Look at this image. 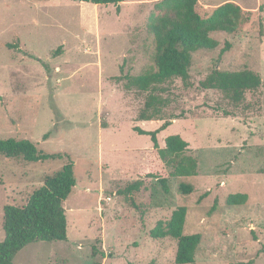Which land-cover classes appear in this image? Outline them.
<instances>
[{"label": "rangeland", "instance_id": "obj_1", "mask_svg": "<svg viewBox=\"0 0 264 264\" xmlns=\"http://www.w3.org/2000/svg\"><path fill=\"white\" fill-rule=\"evenodd\" d=\"M157 1L118 7L0 0V137L69 153L77 178L65 200L68 239L30 243L16 264H172L177 240L150 231L179 206L188 209L185 233L202 235L197 264H264V0H199L203 15L233 1L251 19L233 33H212L216 48L192 52L188 84L172 78L162 90L141 91L127 85L156 69L148 26ZM214 69H251L262 85L234 102L201 87ZM152 93L165 104L157 117L141 120ZM166 120L172 124L158 133L160 146L180 134L198 160L196 175L169 176V193L144 173L153 142L135 130H155ZM65 162L0 156V240L4 206L25 204ZM136 180H143L139 190L122 193ZM181 182L194 191L180 192ZM232 193H247L246 203L229 205Z\"/></svg>", "mask_w": 264, "mask_h": 264}, {"label": "trees", "instance_id": "obj_2", "mask_svg": "<svg viewBox=\"0 0 264 264\" xmlns=\"http://www.w3.org/2000/svg\"><path fill=\"white\" fill-rule=\"evenodd\" d=\"M95 5H119L125 0H84ZM199 0H158L150 16L149 30L156 44V69L130 77L128 87L141 91L162 90L163 83L172 78H181L188 84L191 74L192 52L199 49H214L219 41L212 36L214 32L236 31L240 24L250 21L251 12L239 4L227 1L203 15L199 9ZM12 47H16L11 45ZM230 47L227 43L222 55ZM204 89H218L232 101L241 102L249 90L262 85L261 75L251 69L223 71L214 69L200 82ZM165 99L153 93L149 95L145 108L139 114L141 120H152L160 114ZM176 118H179L177 116ZM172 124L166 120L155 130L135 127L141 135H149L153 149L147 154L150 165L145 174L156 178L165 193L170 192L169 176H193L198 171V160L189 154V142L180 134H171L161 147L158 133ZM0 156L9 159H22L28 163L65 159L63 166L45 178L44 183L35 189L23 205L6 204L4 206V239L0 240V264H16L15 257L25 246L37 241H65L68 239V220L65 200L77 184L75 162L69 153L47 152L28 138H1ZM167 167L174 169L169 172ZM143 180H136L122 193L130 194L139 190ZM179 191L190 194L194 185L181 182ZM247 193H232L227 197L229 205L246 203ZM188 209L177 207L167 220H159L150 234L153 238L171 237L177 240L175 262L172 264H197L196 254L201 243L200 233H185ZM239 264H252V261Z\"/></svg>", "mask_w": 264, "mask_h": 264}, {"label": "water", "instance_id": "obj_3", "mask_svg": "<svg viewBox=\"0 0 264 264\" xmlns=\"http://www.w3.org/2000/svg\"><path fill=\"white\" fill-rule=\"evenodd\" d=\"M81 1H83V0H81Z\"/></svg>", "mask_w": 264, "mask_h": 264}]
</instances>
